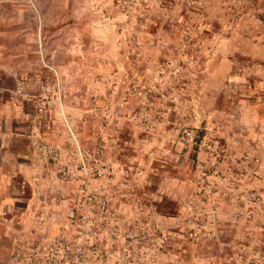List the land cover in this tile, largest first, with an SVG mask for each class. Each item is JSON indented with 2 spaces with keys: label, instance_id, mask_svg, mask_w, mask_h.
<instances>
[{
  "label": "rangeland",
  "instance_id": "obj_1",
  "mask_svg": "<svg viewBox=\"0 0 264 264\" xmlns=\"http://www.w3.org/2000/svg\"><path fill=\"white\" fill-rule=\"evenodd\" d=\"M0 264H264V0H0Z\"/></svg>",
  "mask_w": 264,
  "mask_h": 264
},
{
  "label": "trees",
  "instance_id": "obj_2",
  "mask_svg": "<svg viewBox=\"0 0 264 264\" xmlns=\"http://www.w3.org/2000/svg\"><path fill=\"white\" fill-rule=\"evenodd\" d=\"M160 3L163 5V6H171L173 4V1L174 0H159ZM192 7V6H191ZM182 15L186 18V14L185 12L182 13ZM204 25L207 24V22H202ZM201 23V24H202ZM213 30H211L209 28V26L206 25V27L204 26L203 29L201 31L198 32V35L199 36H202V37H205V36H208L209 32H211ZM238 56V55H237ZM239 57V56H238ZM235 58L236 56H231V59L233 60V67H235Z\"/></svg>",
  "mask_w": 264,
  "mask_h": 264
},
{
  "label": "built area",
  "instance_id": "obj_3",
  "mask_svg": "<svg viewBox=\"0 0 264 264\" xmlns=\"http://www.w3.org/2000/svg\"><path fill=\"white\" fill-rule=\"evenodd\" d=\"M185 134L188 136V135H192L193 132L192 131H189V132L187 131Z\"/></svg>",
  "mask_w": 264,
  "mask_h": 264
}]
</instances>
